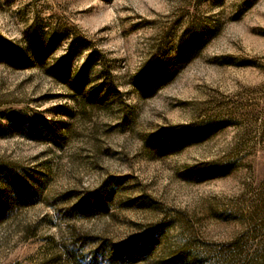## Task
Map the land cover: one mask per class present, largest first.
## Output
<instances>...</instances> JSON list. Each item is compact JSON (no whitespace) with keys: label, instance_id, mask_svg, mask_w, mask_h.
Listing matches in <instances>:
<instances>
[{"label":"rangeland","instance_id":"rangeland-1","mask_svg":"<svg viewBox=\"0 0 264 264\" xmlns=\"http://www.w3.org/2000/svg\"><path fill=\"white\" fill-rule=\"evenodd\" d=\"M0 264H264V0H0Z\"/></svg>","mask_w":264,"mask_h":264}]
</instances>
